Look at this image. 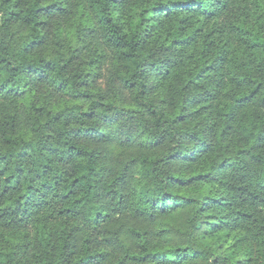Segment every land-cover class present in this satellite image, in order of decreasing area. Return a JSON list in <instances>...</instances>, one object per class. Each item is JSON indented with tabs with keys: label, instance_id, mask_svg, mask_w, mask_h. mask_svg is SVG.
I'll return each instance as SVG.
<instances>
[{
	"label": "trees",
	"instance_id": "16d2710c",
	"mask_svg": "<svg viewBox=\"0 0 264 264\" xmlns=\"http://www.w3.org/2000/svg\"><path fill=\"white\" fill-rule=\"evenodd\" d=\"M0 264H264V0H0Z\"/></svg>",
	"mask_w": 264,
	"mask_h": 264
},
{
	"label": "rangeland",
	"instance_id": "374dc122",
	"mask_svg": "<svg viewBox=\"0 0 264 264\" xmlns=\"http://www.w3.org/2000/svg\"><path fill=\"white\" fill-rule=\"evenodd\" d=\"M107 65L106 64H103L102 68L106 67Z\"/></svg>",
	"mask_w": 264,
	"mask_h": 264
}]
</instances>
